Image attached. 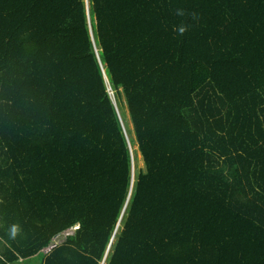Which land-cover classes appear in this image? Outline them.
Masks as SVG:
<instances>
[{
	"label": "trees",
	"instance_id": "1",
	"mask_svg": "<svg viewBox=\"0 0 264 264\" xmlns=\"http://www.w3.org/2000/svg\"><path fill=\"white\" fill-rule=\"evenodd\" d=\"M0 264H264V0H0Z\"/></svg>",
	"mask_w": 264,
	"mask_h": 264
},
{
	"label": "rangeland",
	"instance_id": "2",
	"mask_svg": "<svg viewBox=\"0 0 264 264\" xmlns=\"http://www.w3.org/2000/svg\"><path fill=\"white\" fill-rule=\"evenodd\" d=\"M122 101L125 102V99H122ZM124 112H125V116H126V120H127V124H128V127L130 129V131L132 132V136L133 138L135 139V146L133 148V150L135 151L136 153V163L134 164V166H136V170L137 172L140 170L144 173H146V165H145V162H144V158L140 152V149H139V145L136 141V134H135V129H134V125H133V122H132V119H131V116H130V112L127 108V106L125 105L124 103ZM67 235V234H66ZM64 236H60L58 237L54 243H57V244H60L64 241ZM41 260V259H39Z\"/></svg>",
	"mask_w": 264,
	"mask_h": 264
}]
</instances>
